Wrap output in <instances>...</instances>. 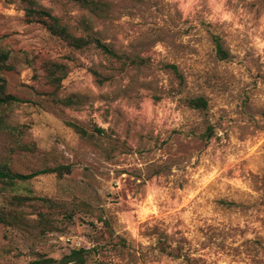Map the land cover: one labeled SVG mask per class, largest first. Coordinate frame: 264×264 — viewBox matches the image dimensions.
I'll return each instance as SVG.
<instances>
[{
    "label": "rangeland",
    "instance_id": "rangeland-1",
    "mask_svg": "<svg viewBox=\"0 0 264 264\" xmlns=\"http://www.w3.org/2000/svg\"><path fill=\"white\" fill-rule=\"evenodd\" d=\"M100 2L107 12L71 0H0L10 66L0 76L22 101L0 109V165L25 175L69 167L0 182V208L19 218L0 223V264L96 246L89 264H264V0ZM28 7L115 55L68 47L28 22ZM196 97L205 111L187 106ZM12 196L30 200L13 209Z\"/></svg>",
    "mask_w": 264,
    "mask_h": 264
},
{
    "label": "trees",
    "instance_id": "trees-1",
    "mask_svg": "<svg viewBox=\"0 0 264 264\" xmlns=\"http://www.w3.org/2000/svg\"><path fill=\"white\" fill-rule=\"evenodd\" d=\"M80 6L89 9L95 13H103L107 12L108 6L105 3H101L100 0H71ZM25 16L28 22H35L40 25L53 37L64 42L68 47L75 50H82L87 46L93 44L96 48L100 49L103 53L114 56V52L105 44L99 42L98 40L90 39L89 37H76L74 36L66 26L61 24L60 20L57 17L52 16L49 12L35 9L32 7H28L25 10ZM213 43L216 49V55L219 60H226L229 57L228 51H226L221 43V38L219 36L213 37ZM9 59L8 52L0 51V70H9L10 66L7 65V61ZM164 68L169 71L172 75H174L177 79L182 80L180 73L175 65H165ZM56 70L51 67L48 68V79L53 85L57 82L55 79ZM22 101L11 95L5 91V80L0 76V109L4 106H11L16 103H21ZM187 106L190 109L205 111L207 109V102L203 97L189 98L186 100ZM70 126L79 134H86V132L81 129L78 125L69 123ZM2 128L16 130L15 127H10L6 124H2ZM101 132V130H98ZM18 141H16V144ZM20 148H28L23 145H19ZM69 167L58 165L56 167L44 168L39 171L30 173V174H20L16 172H12L8 168L3 165H0V182L14 185L16 182H25L27 180L32 179L35 176L43 175V174H56L61 176L63 173H68ZM34 199V198H33ZM30 200L28 198L22 196H12L9 198L8 203L14 208L20 207L21 204ZM35 200L41 202L43 206H46L48 209L57 211L59 214H62L64 218L71 220L74 216V212L66 209L61 203L55 202L46 198L37 197ZM40 214V217L46 221L47 213ZM18 212L16 210H4L0 208V223H17L18 221ZM98 223L102 224V229L106 231L108 237L111 238L113 236L110 231V227L105 219L102 217L97 219ZM92 225V224H91ZM102 233V232H101ZM103 238V237H102ZM99 237L100 240H106ZM97 243V242H96ZM97 247V246H96ZM96 247L85 248V247H71L67 253L62 255L59 259H54L50 257H46L44 255H38L37 258L30 260L27 264H89V260L91 254L96 251Z\"/></svg>",
    "mask_w": 264,
    "mask_h": 264
}]
</instances>
